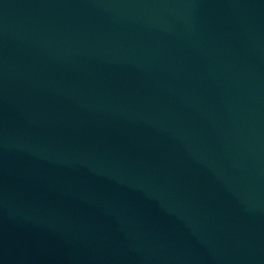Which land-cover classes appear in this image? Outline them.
Listing matches in <instances>:
<instances>
[{"label":"water","instance_id":"95a60500","mask_svg":"<svg viewBox=\"0 0 264 264\" xmlns=\"http://www.w3.org/2000/svg\"><path fill=\"white\" fill-rule=\"evenodd\" d=\"M0 264H264V0H0Z\"/></svg>","mask_w":264,"mask_h":264}]
</instances>
